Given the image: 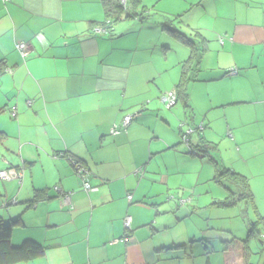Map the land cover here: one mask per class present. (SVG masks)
Here are the masks:
<instances>
[{
    "label": "crops",
    "instance_id": "crops-1",
    "mask_svg": "<svg viewBox=\"0 0 264 264\" xmlns=\"http://www.w3.org/2000/svg\"><path fill=\"white\" fill-rule=\"evenodd\" d=\"M173 3L187 10L184 27L196 30L207 51L191 73L186 102L168 110L158 99L176 88L188 47L174 50L168 63L162 30L143 38L145 24H117L107 34L94 33L105 19L100 0H0V62L11 69L0 74V132L6 135L0 170L21 174L20 181L0 183V222L17 221L13 246L32 240L44 247L41 258L20 264H211L204 258L207 230L195 225L201 212L191 207L187 192L199 185L204 162L180 148L176 123L182 117L190 122L197 136L190 145L206 154L191 156L211 164L217 141L224 140L225 149L239 145L243 154L249 142L260 140L244 133L245 122L231 120L227 111L264 106V91L250 78L259 68L264 25L242 18L250 10L245 0ZM150 4L142 0L145 19ZM18 43L29 46L27 57ZM231 69L237 73L228 76ZM199 84L212 85L208 98L205 88L195 97ZM125 115L134 116L126 131L111 135ZM70 159L88 171L94 191L82 190ZM237 160L247 168V159ZM212 166L216 184L233 185L216 182ZM56 188L69 194V205ZM226 192L214 207L228 209L219 205Z\"/></svg>",
    "mask_w": 264,
    "mask_h": 264
},
{
    "label": "rangeland",
    "instance_id": "rangeland-1",
    "mask_svg": "<svg viewBox=\"0 0 264 264\" xmlns=\"http://www.w3.org/2000/svg\"><path fill=\"white\" fill-rule=\"evenodd\" d=\"M153 1L158 0H144L145 4L151 3L148 7L152 9L151 15L145 20L142 22L133 19L123 20L118 23V27L120 25L127 26L133 24L139 25L141 23L145 24L148 27L145 29V33L142 34L143 38L148 35L158 37V31L162 30L161 41L163 43V47L169 48L165 51V54H168V63H170L171 61L169 60L173 57V51L180 50L183 45H181L177 39H173L169 33L163 29V27H169L189 40L193 39L197 33L196 30L189 32L185 29L184 19L187 10L183 7L180 8L174 5V0H159L158 3L154 2V6L152 5ZM245 3L250 6V10L248 14L242 13V18L251 21V23L256 26H260L262 24L264 25V0H245ZM161 8L164 9V11L158 10ZM159 52L161 53L162 51ZM258 52L259 55H257L255 59L257 60L256 63L259 64V68H255L250 78L253 80L251 83L256 87L258 86L257 91L261 93L264 91V81L261 80L264 72L260 68V65L264 66V48H259ZM222 85L224 86V84ZM203 88H205V94L208 98L207 95L211 93V89L213 88L211 84H199V88L197 89V92H195V97L200 96ZM163 108L165 109L164 106ZM227 112L228 117L231 118V120H237L238 122L242 120L245 122L243 127L244 133L249 134L251 137L260 136L261 138L260 140H252V142H249L247 144L249 146L248 151L243 154L238 153V149L240 147L238 144L237 147L235 145H232V147L228 145L225 149V144L222 143L224 140L217 141L215 144L219 143L217 144L218 151L212 150L214 152L211 151L210 156L217 161H219V159L220 161H224L225 165H228L229 167H239L240 170L242 169L244 172H248V174H253V179L247 176L252 186L250 190L253 195V204L239 201L235 203L233 207L228 209L214 207V202L222 201L226 197V189L231 191V193L236 194V187L228 183H222L223 185L216 184L212 180L214 170L212 164L208 162V158L205 157L200 159L192 157L189 154L187 155L188 158H194L195 161L201 160L205 165L202 164L204 169L201 173V181L199 185H197L194 190H189L187 192L189 193L190 198L194 200L190 204L191 207L195 208L196 211L199 209V212H201L199 218L202 221L199 220L196 215L194 217L195 225L198 226L201 224L204 226V229L207 230L206 237L209 240L206 245L207 255L205 254L204 258L209 257L211 264H223V251L226 243L230 242L234 238L240 241L248 239V263L262 264L264 261V252L262 250L259 237L264 235V106L254 107V105L246 104L241 105L240 107H231V109L229 108ZM181 124H184V127L181 128ZM189 126H191L190 122L182 117L176 123V130L180 128L181 131L184 132ZM181 135L182 132L181 134L179 133L180 137L178 136L180 141L179 146L180 148L185 149L186 153H188L187 146L182 141ZM195 138H197L196 133L192 134L190 137L193 144ZM224 139L230 142L226 137H224ZM220 142L222 143L221 145ZM3 150L4 147L0 149V152L3 153ZM239 156H242L244 161L245 159L248 160L247 168L243 167L241 162L237 160L239 159ZM166 158H169L170 160V157ZM195 166H198V163H196ZM256 167L259 169H256ZM206 169L207 172L209 170L208 173L206 172ZM206 219L209 220L206 221ZM252 228H254V232L249 234ZM200 235L201 234H195L196 237H200ZM196 246L197 245H195L194 255L197 258L198 249Z\"/></svg>",
    "mask_w": 264,
    "mask_h": 264
},
{
    "label": "trees",
    "instance_id": "trees-1",
    "mask_svg": "<svg viewBox=\"0 0 264 264\" xmlns=\"http://www.w3.org/2000/svg\"><path fill=\"white\" fill-rule=\"evenodd\" d=\"M100 3L105 16L104 22L101 26L106 30V34L112 30L114 25H117L123 20L133 19L139 20L140 22L145 20L144 13L146 12L143 11L144 8L142 7V0H127L126 8L122 7L119 0H100ZM163 29L166 30L173 39H177L179 43L188 47L190 50L189 58L181 65L179 82L174 89L177 94V102L181 101L185 103L188 97L187 85L188 83L195 80L191 73H196L198 71L202 55L207 51L205 45L206 41L202 40V38V41L199 40L198 34L193 39L189 40L182 34L170 30L168 27L164 26ZM3 71L11 73V69H4V66L1 65L0 62V74ZM201 130H199V132ZM5 138L6 135L3 132H0V147L2 146ZM193 149L196 151V153H190L191 155L200 157L203 154V156H206L202 149ZM209 160L212 162L215 168L216 182H230L236 187L238 193L237 196L234 197L233 194L228 192V197L223 202L219 203V205L225 208H230L239 201L253 204V195L249 187L248 179L222 167L215 159L211 157H209ZM16 224L17 221L11 222L8 225H3L0 222V264L27 263L39 259L44 255V247L35 241L25 240L18 246H13L11 244L12 230ZM253 232L254 228L251 229L249 234H252ZM259 239L264 252V235L259 237ZM247 242L248 239L245 241H240L234 238L230 242L226 243L225 249L223 251V264H249ZM262 264H264V261Z\"/></svg>",
    "mask_w": 264,
    "mask_h": 264
},
{
    "label": "built area",
    "instance_id": "built-area-1",
    "mask_svg": "<svg viewBox=\"0 0 264 264\" xmlns=\"http://www.w3.org/2000/svg\"><path fill=\"white\" fill-rule=\"evenodd\" d=\"M6 1V0H4ZM120 4L122 5L123 8H126V3L127 0H119ZM94 33H99V34H106V30L102 27H97L93 30ZM220 43H222V41L220 40ZM16 49L18 50V52L21 54L22 57H26L28 55V51H29V46L25 43H18L16 45ZM237 73L236 69H231L228 71L227 75H235ZM160 103L166 108V109H171L173 108L176 103H177V94L176 91L173 89L169 92H166L164 94H162L159 98ZM15 113L14 111L11 112V117H14ZM134 116L133 115H125L122 119L121 122L119 124H115L112 126V128L110 129V134L115 136L117 134H119L120 132H124L126 131V129L128 128V126L130 125V123L132 122ZM181 128L184 127V124H181L180 126ZM202 127L200 126L198 128V130H201ZM194 132V130H192V128H186V130L183 132L182 131V141L186 144V146L188 147V151L192 154H195L196 151L193 149V147L190 145V135ZM230 137V136H229ZM194 150V151H193ZM70 163L74 169L75 175L77 176V178L81 181V187L82 190L85 192H91L94 191V188L90 187L89 182H88V171L81 166L78 162H76L75 160L70 159ZM21 179V174L18 173L15 169L12 168H8L5 170H0V183L2 182H10L13 180H17L20 181ZM58 193H60L62 195V201L65 205H69V194L67 193H63L60 189H57ZM127 200L130 201L131 200V196L128 195ZM11 203H15V200H11ZM3 207H6V205L4 204ZM129 223H130V218L129 217H125L123 220V226L125 229L129 228Z\"/></svg>",
    "mask_w": 264,
    "mask_h": 264
}]
</instances>
